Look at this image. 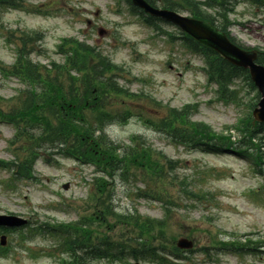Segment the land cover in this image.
<instances>
[{
	"label": "rangeland",
	"instance_id": "rangeland-1",
	"mask_svg": "<svg viewBox=\"0 0 264 264\" xmlns=\"http://www.w3.org/2000/svg\"><path fill=\"white\" fill-rule=\"evenodd\" d=\"M51 2L33 0L29 7L10 10L3 15L0 63L11 65L16 59L15 44L7 40L12 32L15 34L12 40L17 41L18 36L19 44L23 31L43 32L42 42H31L38 51L32 57L46 64L52 60L63 62L64 56L58 53V46L64 37L74 36L123 67L117 78L118 84L143 94L138 100L145 109L152 105L150 97L162 102V106L155 107L163 113L167 105L182 108L197 103L192 120L206 122L221 132L237 124L254 103L255 92L244 80L235 84L239 94L236 102L220 98L217 85L208 84L203 70L204 56L187 47L180 29L159 22L163 29L177 36L170 42L167 36L157 35L143 23L126 0H57L49 13L36 11L38 4ZM96 10H100L98 16L94 15ZM181 12L190 15L184 9ZM229 17L234 22L229 31L241 44L264 49V6L259 8L241 2ZM88 18L93 21L90 26L86 22ZM100 27L108 31L103 37L98 34ZM169 64L175 69L171 70ZM178 72L183 75L179 76ZM20 86L17 78H4L0 74V96L5 99L6 106L18 104L19 99L15 96ZM120 107L115 102L110 106L113 110ZM160 111L148 108L144 114H137L126 123H115L107 128L109 136L116 142L128 143L131 135L141 134L155 149L179 161L174 168H167L170 178L163 188L167 192L161 193L162 200L138 195L139 189L144 188L140 177L128 181L118 179L112 192L114 210L133 213L137 209L143 215L165 216L172 235L195 240L194 251L184 253L191 261L174 259L170 264H264V190H260L264 177L257 173L253 159L232 151L214 154L173 145L138 117L151 115L155 118ZM230 132L233 138H240L235 129ZM14 133L12 125L0 121V158L13 159L8 139ZM52 158V162L38 159L35 166L38 179L12 186L6 185L11 171L0 169V213L21 214L31 220L27 230L11 233L9 239L14 250L9 256L0 257V264H63L64 260L65 264H70L66 254L59 250V236L41 231L32 239L22 240L19 234L27 236L42 224L73 223L93 212L91 195L96 169L70 158L54 155ZM65 183L70 184L68 190L63 188ZM186 191L204 196L197 199ZM168 200H172L171 203H166ZM108 226L102 229L106 230ZM120 233L118 230L115 236ZM228 239L233 240L236 247L227 249L217 243V240ZM32 250L37 252L36 256L31 255ZM91 264L152 263L96 259Z\"/></svg>",
	"mask_w": 264,
	"mask_h": 264
},
{
	"label": "trees",
	"instance_id": "trees-1",
	"mask_svg": "<svg viewBox=\"0 0 264 264\" xmlns=\"http://www.w3.org/2000/svg\"><path fill=\"white\" fill-rule=\"evenodd\" d=\"M24 1L0 0V7L16 6ZM149 1L154 3L153 0ZM209 1L211 2L206 4H217L222 7L228 3V0ZM163 6L189 7L193 15L214 21L212 16L204 13L201 2L195 0H179V2L163 0ZM225 25L224 18L220 27L226 30ZM194 44L206 54L208 81L218 84V92L222 98L236 100L237 91L231 89V86L240 77H244L254 89L247 71L231 65L215 52ZM73 45L75 46L69 50L63 65L53 63L51 69H48L33 63L27 58V54H21L11 71L27 84V88L23 90L26 95L23 108L16 113L19 114L22 110L21 114L26 118L23 129L26 133L27 151L35 150L28 156H18L17 163H11L18 168L19 177L32 176L33 163L38 155L37 150L47 143L56 145L58 150L66 156L96 165L112 180L124 176L132 169L146 173L151 181L165 179V163L168 162L167 164L173 167V161L152 147L143 136L133 135L129 144L114 143L105 132L106 126L111 121L124 122L133 114V110L141 109L139 105L129 104L122 112H118V116L113 115L116 113L106 109V99L109 94L114 93L116 98L121 97L122 100L128 99L132 100L131 102H134L137 95L118 86L114 82V76L104 80L101 78L105 73L114 71L116 68L114 64L106 62L100 54H94L84 43L73 42ZM93 60L97 62L94 63ZM259 61L264 64V52L260 55ZM74 69L82 75L73 76L71 72ZM54 71L55 75H53ZM154 102L160 105V102ZM195 110L194 105H185L180 109L170 107L165 117L158 121L149 119L148 122L175 143L193 149L200 147L209 152L220 153L231 148H238L242 150L241 153H247L249 149L255 148L258 154L257 160H264V156L260 154L264 146V123L254 124L251 114H247L235 126L240 134L239 141L235 142L231 135H226L224 132L217 133L206 123L192 121L191 115ZM16 113L14 116L18 115ZM0 114L9 113H5L0 108ZM34 128H38V131H32ZM20 134L22 133H19L18 137H21ZM8 165L7 162L0 160V166ZM96 180L98 182L96 206L107 215H116L123 219L124 224L138 230V235L135 238H129L126 243L113 242L106 237L95 245L89 246L90 239L84 230L81 234H69L64 238L63 244L67 246L75 264H82L88 254L93 258H122L131 255L137 260L149 259L158 262L165 261L167 250L174 255H179V251L174 246L169 248L165 243L170 237L164 219L144 217L140 214L124 216L114 211L110 212L109 205H105V201L110 198L103 199L105 193L109 192L110 184L104 177ZM105 216L99 215V221L106 219ZM62 228L63 226L59 227L60 230H65ZM171 239L173 240V237ZM132 240L136 241V245L129 243ZM79 251L83 253L80 252V255Z\"/></svg>",
	"mask_w": 264,
	"mask_h": 264
},
{
	"label": "water",
	"instance_id": "water-1",
	"mask_svg": "<svg viewBox=\"0 0 264 264\" xmlns=\"http://www.w3.org/2000/svg\"><path fill=\"white\" fill-rule=\"evenodd\" d=\"M135 4L144 8L152 15L162 16L165 19L177 23L182 29L192 34L196 39L208 47L218 51L222 56L228 58L233 63L250 69L253 80L258 85L262 98L253 114L256 120L264 121V66L256 64V51H245L230 43L225 33L214 28L210 23L190 19L178 15L174 11L159 10L152 7L146 0H133ZM27 221L17 216H0V224L23 225ZM5 237H3L4 239ZM178 245L182 248L192 247V242L186 238L179 240Z\"/></svg>",
	"mask_w": 264,
	"mask_h": 264
},
{
	"label": "flooded vegetation",
	"instance_id": "flooded-vegetation-1",
	"mask_svg": "<svg viewBox=\"0 0 264 264\" xmlns=\"http://www.w3.org/2000/svg\"><path fill=\"white\" fill-rule=\"evenodd\" d=\"M7 230V229H6Z\"/></svg>",
	"mask_w": 264,
	"mask_h": 264
}]
</instances>
